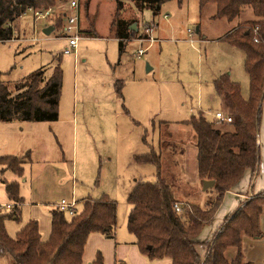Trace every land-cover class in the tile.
Masks as SVG:
<instances>
[{"label":"rangeland","instance_id":"1","mask_svg":"<svg viewBox=\"0 0 264 264\" xmlns=\"http://www.w3.org/2000/svg\"><path fill=\"white\" fill-rule=\"evenodd\" d=\"M79 4V24L87 29L68 54L63 53L67 40L62 37L65 19L60 17L63 11L69 9L65 16L70 12L69 0L57 2L47 17L35 19L26 12L15 21L12 40L0 42V71L5 81H16L39 68H44L45 77H49L57 65L62 72L57 120L1 122L5 130L0 134V148L9 144L5 149L12 152L0 155L22 156L29 151L21 174L0 165V214L8 215L11 209L6 205L12 204L5 181L18 184L23 200L19 220H5L10 236L29 219L38 221L30 218L33 208L50 217L51 222V210L57 201L61 197L69 199L72 193L78 210L84 197L105 194L113 199L117 223L110 239L116 240L117 234L120 239L132 236L126 227L130 209L127 196L136 183L154 180L157 166L137 159L151 153L160 156L161 174L178 200L205 206L216 193L212 187L202 189L195 134L185 121L192 113H202L212 120L215 111L227 113L225 101L213 87L214 78L225 67L230 69L226 73L230 72L231 79L239 83L242 96H248L249 78L242 50L230 48L242 55L241 62H232L228 44L216 38L236 22L253 19L250 8L228 21L213 17V3L200 7L198 0H183L180 5L177 0H167L154 15L149 7L139 11L134 1L124 0L122 15L140 23L143 37L158 39L139 40V34H134L136 39L127 40L122 52L109 31L114 30L115 0H79ZM53 23L58 27L45 35L43 29ZM149 26L152 31L145 32ZM139 49L144 53L137 55ZM263 105L264 95L261 111ZM261 117L262 113L260 121ZM36 191L37 197L46 198L34 199ZM37 199L42 203L36 204ZM49 233L44 238L40 231L41 239L46 240ZM11 262L10 255H0V264Z\"/></svg>","mask_w":264,"mask_h":264},{"label":"trees","instance_id":"2","mask_svg":"<svg viewBox=\"0 0 264 264\" xmlns=\"http://www.w3.org/2000/svg\"><path fill=\"white\" fill-rule=\"evenodd\" d=\"M60 1L66 0H0V41L12 38L14 23L25 11H45ZM123 1L115 0L112 19L119 51L123 50L124 41L136 32L127 30L125 22L117 19ZM132 1L139 9L149 7L155 15L167 0ZM182 1L177 0L178 4ZM198 3L200 7L213 3V17L228 21L247 7L252 10L253 19L239 22L221 38L243 52V67L249 78L248 96L244 98L239 83L223 73L213 80V87L233 118L227 123L229 127L207 119L202 113H193L185 121L195 134L197 175L200 182L214 181L215 196L205 206L178 200L172 185L161 174L160 156L151 153L138 157L140 161L153 162L157 172L154 180L136 183L128 194L130 209L126 227L134 236L139 252L151 260L169 259L167 264H250L243 258L241 241L243 236H263L259 217L264 213V191L241 202L223 219L210 240L201 242L197 237L204 225L212 221L223 194L233 188L244 172L250 173V184L258 174V136L264 95V0H198ZM61 16L60 19L64 18L63 13ZM53 25L54 29L58 27ZM61 86L62 72L58 65L49 77H45L44 68H39L10 82L3 79L0 71V122L57 120ZM28 158L29 153L1 155L0 165L21 174ZM4 184L12 208L8 215L0 214V255H10V264H82L90 234L114 235L117 206L113 199L103 194L98 198H83L81 208L69 218L58 206L53 208L46 240L41 239L36 219H29L14 236H10L5 229V220H19L23 200L16 182L5 181ZM175 204L179 205V211L175 210ZM228 247L237 248L235 257L230 260L224 255ZM90 264H104L102 254L96 253Z\"/></svg>","mask_w":264,"mask_h":264},{"label":"crops","instance_id":"3","mask_svg":"<svg viewBox=\"0 0 264 264\" xmlns=\"http://www.w3.org/2000/svg\"><path fill=\"white\" fill-rule=\"evenodd\" d=\"M182 3H183V1H182ZM177 4H178V2H177ZM178 5H180V4H178ZM123 7L124 6L122 4V8L119 10V13L117 15V19L125 22V25H126L125 28H127V30H132L130 27L134 23L136 26V30H132V31H136L135 35L136 34L138 35L140 33L139 32V26H141L140 23L137 22L136 20L133 21L130 18L123 16L122 15V13L124 11ZM67 11H69V9ZM67 11L65 10L62 12L64 16L67 13ZM139 11H140V9H139ZM159 11H160V9H159ZM80 13H81V7H80ZM23 15H21L20 18ZM164 15L167 16L166 13H164ZM238 23L239 22H236L233 27H231L230 29H227L226 32H224L222 35H220L216 39L222 40L221 38L224 35H226L228 32H230L232 29H234ZM151 25H153L155 27L156 23L154 21H151ZM113 27H114V30L110 29L109 31L114 33L115 39L118 40V38L115 34L116 27L114 25H113ZM84 29H87V26L86 27L83 26V28L80 27V30L83 32H84ZM199 31L200 30L197 27L196 33H198ZM80 34H81V32H80ZM87 34L93 36V34H95V32H92V33L88 32ZM135 35H134V37H132L130 39H136ZM203 38L206 40V36H203ZM130 39H127V40H130ZM154 39H158V38H153V40ZM10 40H12V38ZM127 40L124 41V47H123L122 52L124 51ZM0 42H4V41H0ZM227 47H228L227 49H229L227 51L229 59L232 62H238V61L241 62L242 55L238 54V52H235L234 50L230 49L233 47H231L229 45ZM227 70L229 71L230 69L227 67L221 69L216 77H218L219 75H221L223 73H226ZM227 74H229L230 77H232L230 72H228ZM117 86L120 88L121 83H119ZM117 91H120V89ZM222 104H223V102H222ZM222 106L224 107V105H222ZM261 113H262V117H261V121L259 123V136H258L259 137V152H260L259 175L255 179V182L253 185V184H250V173L248 171L244 172L242 177L233 186V188L224 193L223 198H222L223 201L217 207L211 223L209 225H207L206 230H202L197 237V239L201 242H206V241L210 240L211 238L209 236L211 235V233L213 235L214 231L220 225V223L223 221V219L226 216H228L241 202L245 201L246 197L254 196L258 192L264 191V105H263V111H261ZM3 125L4 124L0 122V134L3 133V131L5 130ZM4 142H5V139H3L2 143H4ZM8 146H9V144L7 146H4L2 149L0 148V150H2L0 152H12V151H6L7 149H5V148H7ZM23 150H24V148H23ZM26 153H29V151H27ZM1 155H15V154L3 153ZM45 170H46V167H45ZM62 175H64V173H62ZM31 185L35 186L34 183H31ZM252 185H253V188H252ZM246 190H247V192H246ZM37 191L33 194L34 199L46 198V197H37L39 195V194H37L38 193ZM63 198L67 199V200H71V199L74 200L73 193H72L71 197L69 199L65 198V197H61L57 201L56 206H58L59 201ZM84 198H86V197H84ZM37 200H39V201L35 202L36 204L42 203L40 201L42 199H37ZM74 201L76 202V200H74ZM21 205H20V209H21ZM76 205H77V202H76ZM2 207L3 206L0 205V209ZM6 207L11 209L12 204L11 205L8 204V205H6ZM30 218H37L38 219L40 231H41L42 235L44 236V238H46L48 233H49L50 217L48 218L46 215L42 214L38 209L33 208L32 212L30 213ZM259 224H260V229L262 231L263 236L258 237V238H251L248 236H243L242 241H241V251L243 254V258L245 261L249 262L250 264H264V213H262L259 217ZM206 231H207V234H205ZM117 235H116V240H111L110 237L109 238L104 237L101 233L90 234L88 239H87V242L85 244V247H84L83 256H82V264H90L91 261L94 259L96 253H98V252H100L102 254L104 264H121V263L122 264H167L169 262V259H163V260L153 259V260H151V259H148L147 257L143 256L139 252L137 246L135 245V239H134L133 235L127 236L124 239L118 238ZM212 235H211V237H212ZM236 253H237L236 247H228L225 250L224 255L228 260H230V259H233L235 257Z\"/></svg>","mask_w":264,"mask_h":264},{"label":"built area","instance_id":"4","mask_svg":"<svg viewBox=\"0 0 264 264\" xmlns=\"http://www.w3.org/2000/svg\"><path fill=\"white\" fill-rule=\"evenodd\" d=\"M69 8L70 12L64 17L65 21L62 26L63 35L62 37L67 40V45L65 46L63 53L68 54L71 52L72 49L76 48L77 41L80 39V7H79V0H69ZM30 11L32 13V16L37 19L39 16H49L51 9H47L45 11L41 10H32L28 9L26 12ZM153 29L152 26H149L145 29V32H151ZM142 32L139 33V40H150L153 41V38L151 37H143L141 35ZM255 41L257 39H254ZM144 51L139 49L137 51V55H141ZM233 118L228 113H223L221 111H215L213 113V121L216 123H222L227 124L232 122ZM58 208L62 211H64L68 215H72L76 212V202L71 199H61L58 203ZM180 207L179 205L175 204V210L179 211Z\"/></svg>","mask_w":264,"mask_h":264},{"label":"water","instance_id":"5","mask_svg":"<svg viewBox=\"0 0 264 264\" xmlns=\"http://www.w3.org/2000/svg\"><path fill=\"white\" fill-rule=\"evenodd\" d=\"M132 30H136V26L135 24H132L130 27ZM54 30V26L53 25H48L47 27H45L43 29V33L45 35H49L52 31ZM197 31V28H196ZM146 70H150V67L147 66ZM214 185V181L213 180H203L202 181V189L205 190L206 188L212 187Z\"/></svg>","mask_w":264,"mask_h":264}]
</instances>
